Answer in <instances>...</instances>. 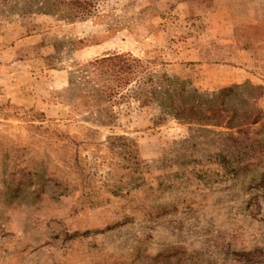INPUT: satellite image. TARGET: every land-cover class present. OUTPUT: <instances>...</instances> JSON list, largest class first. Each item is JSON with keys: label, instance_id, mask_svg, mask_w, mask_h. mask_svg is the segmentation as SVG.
<instances>
[{"label": "rangeland", "instance_id": "374dc122", "mask_svg": "<svg viewBox=\"0 0 264 264\" xmlns=\"http://www.w3.org/2000/svg\"><path fill=\"white\" fill-rule=\"evenodd\" d=\"M46 1L83 6L37 12ZM60 1L0 0V264H264V0L235 31L209 17L214 0ZM198 49L209 65L253 64L205 86ZM114 54L148 72L120 88L89 65ZM163 72L199 112L222 113L208 129L241 140L161 122V103L135 94ZM217 154L241 157L239 173Z\"/></svg>", "mask_w": 264, "mask_h": 264}, {"label": "trees", "instance_id": "16d2710c", "mask_svg": "<svg viewBox=\"0 0 264 264\" xmlns=\"http://www.w3.org/2000/svg\"><path fill=\"white\" fill-rule=\"evenodd\" d=\"M7 2V0H6ZM64 0L60 1V6L64 3ZM8 3V2H7ZM74 7L65 8V10H72L78 12L79 9L83 6L81 3H73ZM59 5H55L50 1H46L44 7H38L37 12L41 14H54L56 11L61 10V12H65L64 9H59ZM14 8H17L14 6ZM32 8V7H31ZM33 9L27 8L26 11L28 13H32ZM92 67H104L106 65L113 74L111 77H114L115 81L118 83L120 88L130 84L132 81L138 79L141 80V74L147 73L148 70L144 67V63L134 58L130 54H114L108 57H104L101 59H97L93 62L89 63ZM105 73L102 69L100 70ZM145 79V77H143ZM178 81V79L169 76L166 72H163L159 75L150 74L148 79L143 84V91L135 94V99L142 102L143 105H150L153 102L157 101L161 103V108L163 110V116L160 119L162 122L167 115H171L177 121L182 124L186 125H194L198 124L200 126L199 130L204 132L205 134L210 135H217L221 137H225L228 140L233 142H238L241 140L240 136L244 129H238L236 134L228 132V131H219L215 132L208 127H222L223 126V116L222 113L218 112L217 114H212L209 110H205L203 112L198 111V106L194 104L187 103L181 95H184L186 91L185 83L183 82L178 89H172L174 84ZM238 86H232L228 88L221 89V95L228 96L235 91V88ZM117 95L121 94L120 90L116 92ZM112 94L111 96H113ZM110 96V97H111ZM125 97V96H122ZM201 99L198 96V100ZM256 119L252 121V124L258 123L257 117H260V112L255 114ZM231 122H228L226 128L231 129ZM211 159L214 158L215 162L220 165H223L226 168V176H236L239 173V164L243 161L241 157L237 155H224V154H217L210 157ZM210 159V160H211ZM218 181H214L217 183Z\"/></svg>", "mask_w": 264, "mask_h": 264}, {"label": "crops", "instance_id": "0c3cea01", "mask_svg": "<svg viewBox=\"0 0 264 264\" xmlns=\"http://www.w3.org/2000/svg\"><path fill=\"white\" fill-rule=\"evenodd\" d=\"M214 2L216 8L209 14V17L223 16L224 23L227 22L224 25L225 29L231 30L232 28L235 31L238 27L253 28L258 22V15L253 0H214ZM239 14L240 16L238 17L237 15ZM231 24L234 25L231 27ZM200 52V49L194 51V53L198 54V57L195 58L194 61L201 63L199 65L201 70L200 79H203V81L201 80V84H205V86L216 84L217 86L223 87L229 84L240 83L244 78V73L247 72L246 69L250 68L253 64L251 59L246 57L245 61L238 66L231 64L230 60L228 63H226V60V62L224 61L222 64L209 65L204 63L205 59L200 55ZM244 52L241 53V56L246 54V52ZM210 71L221 72V75H219V77L207 76V79H204L203 75ZM12 101L20 106L34 105L32 104L34 101H32L30 95L23 98L17 97L12 99Z\"/></svg>", "mask_w": 264, "mask_h": 264}]
</instances>
